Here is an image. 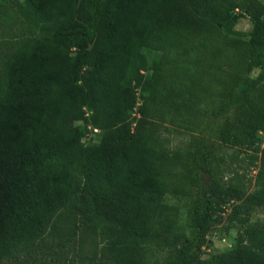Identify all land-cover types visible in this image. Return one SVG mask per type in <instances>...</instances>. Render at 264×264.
Segmentation results:
<instances>
[{
	"label": "trees",
	"instance_id": "1",
	"mask_svg": "<svg viewBox=\"0 0 264 264\" xmlns=\"http://www.w3.org/2000/svg\"><path fill=\"white\" fill-rule=\"evenodd\" d=\"M16 14L28 33L0 69V260L72 206L102 244L88 264H264L251 218L264 210V70L239 84L264 64V3L0 0V24ZM243 160H258L250 190L225 175ZM216 217L246 242L204 251Z\"/></svg>",
	"mask_w": 264,
	"mask_h": 264
},
{
	"label": "rangeland",
	"instance_id": "2",
	"mask_svg": "<svg viewBox=\"0 0 264 264\" xmlns=\"http://www.w3.org/2000/svg\"><path fill=\"white\" fill-rule=\"evenodd\" d=\"M17 1V0H16ZM264 3V0H260ZM251 27V22L245 14L236 15L233 29L239 35L247 38V32ZM28 33V23L16 14V21L11 26L0 24V69L4 55L17 47L22 37ZM155 51H151L155 55ZM260 60H264V48L260 52ZM149 60L146 67L149 68ZM264 64L258 62L249 73L244 74L239 81L240 85H247L256 75L264 70ZM139 73H143L142 70ZM1 77V73H0ZM141 98L136 92V102L132 110V117H136ZM84 117L88 120L90 111L83 110ZM96 134V133H95ZM95 134L90 136V140L96 138ZM174 131L169 127L161 129V136L171 137V145L179 142V135L173 136ZM259 147L264 148V129L259 131ZM229 145L223 147L224 152H229ZM240 154V157H242ZM258 160L250 163L249 160L235 162L231 165L226 164L225 175L234 176L237 180L244 183L247 190L253 188V179L256 173ZM167 204H179L180 200L166 194ZM184 206H179L178 223H183L185 215ZM252 219L259 218L264 220V210L258 209L252 213ZM217 222L211 227L207 235L208 246L204 251L212 248L223 250L234 245L245 243L243 228H227L223 219L216 217ZM91 222L82 213L77 212L72 206H67L55 212L50 218L43 233L37 236L29 247L16 251L15 254L4 257L0 264H88L90 259L99 253L101 242L99 235L89 228ZM156 249V247H153Z\"/></svg>",
	"mask_w": 264,
	"mask_h": 264
},
{
	"label": "built area",
	"instance_id": "3",
	"mask_svg": "<svg viewBox=\"0 0 264 264\" xmlns=\"http://www.w3.org/2000/svg\"><path fill=\"white\" fill-rule=\"evenodd\" d=\"M234 11H237V8H234ZM85 127H86V131L84 132V135H83V140L84 141L90 139V136L92 134H95V133L99 132V129H97L96 127H91L90 124H86Z\"/></svg>",
	"mask_w": 264,
	"mask_h": 264
}]
</instances>
